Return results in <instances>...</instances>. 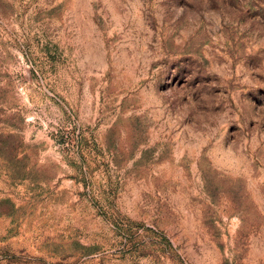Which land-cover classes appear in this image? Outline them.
<instances>
[{"label": "rangeland", "instance_id": "rangeland-1", "mask_svg": "<svg viewBox=\"0 0 264 264\" xmlns=\"http://www.w3.org/2000/svg\"><path fill=\"white\" fill-rule=\"evenodd\" d=\"M0 264H264V0H0Z\"/></svg>", "mask_w": 264, "mask_h": 264}]
</instances>
